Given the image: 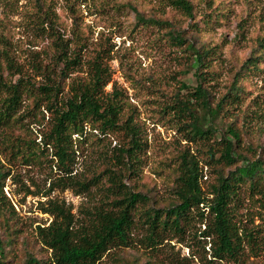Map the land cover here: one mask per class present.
<instances>
[{
	"label": "rangeland",
	"instance_id": "374dc122",
	"mask_svg": "<svg viewBox=\"0 0 264 264\" xmlns=\"http://www.w3.org/2000/svg\"><path fill=\"white\" fill-rule=\"evenodd\" d=\"M191 2L193 17L172 6L171 0H0V108L9 96L2 83L13 86L22 80L30 89L54 90L61 83L68 91L63 59L78 53L82 63L77 75L87 77L89 61L100 55L111 70L104 95L123 93L124 117L132 114L142 123L144 144L139 160L129 162L121 152L130 146L125 130L103 135L88 128L83 137L74 136L78 139L73 172L66 177L52 149L38 151L43 134L53 126V113L45 107L49 95L40 98L44 116L34 107V95L23 93V104L12 120L4 121L0 115V159L11 171L4 188L8 200L0 205V264H28L31 257L50 259L37 235L38 226L54 220L48 213L50 202L71 209L76 228L88 224L90 209L113 208L115 194L109 180H118V174L129 189L148 196V206L167 208L176 200L182 154L190 149L197 155L198 146L187 143L169 108L178 94L186 96L182 82L192 89L197 85L189 44L216 46L209 61L215 72L210 88L214 101L235 84L242 87L243 97L234 112L243 133V154L251 156L253 150L264 158V48L260 45L264 0ZM175 35L183 37L182 46ZM250 58L259 60L248 71ZM243 122L251 127L249 134L243 131ZM217 125L223 129L226 124L218 119ZM242 164L243 160L238 162ZM232 169L223 172L227 175ZM93 178L98 182L88 191L75 183ZM214 181L215 173L205 167L206 193ZM138 207L132 245L110 250L97 264H264V198L247 188L234 207V221L243 234L237 261L212 257L216 238L213 233L202 236L211 223L207 208L205 221L195 216L185 234L172 240L168 235L161 246L151 249L145 240L147 230L139 222L143 204ZM11 238L13 246L6 243Z\"/></svg>",
	"mask_w": 264,
	"mask_h": 264
},
{
	"label": "trees",
	"instance_id": "16d2710c",
	"mask_svg": "<svg viewBox=\"0 0 264 264\" xmlns=\"http://www.w3.org/2000/svg\"><path fill=\"white\" fill-rule=\"evenodd\" d=\"M171 5L190 17L194 15L191 0H171ZM174 39L179 46L183 45L182 36L175 35ZM260 45L264 48V37L260 39ZM188 49H191L197 66V85L192 89L182 82L180 87L187 91L186 96L178 94L169 108L175 112L180 131L187 143H196L198 146L197 155L191 153L190 149L182 154L180 184L175 191L176 200L167 208L148 206V196L129 189L123 177L119 179L121 175L118 174V180H109V189L115 194V199L111 202L113 208L106 209L99 205L90 209L87 212L88 224L76 228L71 209L65 204L50 202L48 213L53 215L54 220L49 226H38L37 231L41 244L50 251V259L39 261L31 257L28 264H97L110 250L129 247L133 243L135 218L140 204H143V208L139 214V222L147 230V247L156 249L168 235L172 240L185 234L195 216L201 217L202 221L207 219V208L211 223H208L207 232H203L202 236H211L213 233L216 238L212 257L237 261L243 234L240 235L241 230L234 221V207L241 202V195L246 188L264 198V158L253 150L251 156L243 154V133L238 127L239 115L234 112L235 104L243 97L242 87L235 84L227 94L214 101L210 88L215 72L209 61L213 59L216 46L204 44L197 47L189 44ZM258 60L259 58L248 60V71L257 67ZM63 61L62 76L69 79L68 91L61 83H58L55 90L46 86L30 89L22 80H18L13 86L2 83L1 86L9 96L2 102L1 118L9 121L15 117L23 104V93L34 95V107L44 115L39 107L40 98L41 95L48 94L50 100L45 107L53 113V126L49 132L43 134L38 151L44 153L45 150L52 149V155L58 158V168L66 177L70 178L73 172L75 142L78 139L74 136L83 137L88 128L97 129L103 135L125 130L131 138L130 146L122 148L121 152L129 162H137L138 153L144 148L140 139L143 138L142 123L132 114L124 117L125 101L122 92L115 90L107 96L104 95L105 87L111 81L109 65L102 56L97 55L89 61L88 76L83 77L77 75L80 70L76 68L82 63L78 53L74 52L71 59L65 57ZM71 73L74 75L71 76ZM62 92L64 95L60 99ZM218 119L226 124L225 128L217 125ZM242 129L249 134L251 127L243 122ZM219 133L220 140L217 137ZM198 155L203 158L199 159ZM241 160L243 164L238 165ZM205 167L215 173V181L208 192L212 197L205 192L202 183ZM225 168L233 169L225 175ZM10 176V169L0 159V205L3 206L8 200L4 188ZM97 182V178H93L76 180L75 183L88 191ZM11 209L12 212L15 211L12 205ZM247 236L252 239L253 235L249 233ZM6 243L13 246L14 239L11 238ZM0 246L3 248L2 241Z\"/></svg>",
	"mask_w": 264,
	"mask_h": 264
}]
</instances>
